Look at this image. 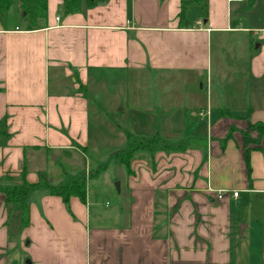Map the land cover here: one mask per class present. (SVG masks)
Listing matches in <instances>:
<instances>
[{
    "label": "crops",
    "instance_id": "1",
    "mask_svg": "<svg viewBox=\"0 0 264 264\" xmlns=\"http://www.w3.org/2000/svg\"><path fill=\"white\" fill-rule=\"evenodd\" d=\"M251 1L191 2L182 24L181 0H108L70 14L46 0L32 28L12 2L0 17V178L24 165L29 183L43 172L48 185L64 184L49 176L47 156L86 159L104 125L110 149L127 147L95 100L119 72L168 87L154 109L146 97L140 139L186 148L135 152L109 209L89 192L85 162V202L71 196L68 211L49 186L35 188L28 225L12 236L0 192V264H264V150L250 151L247 169L241 134L264 123V0Z\"/></svg>",
    "mask_w": 264,
    "mask_h": 264
},
{
    "label": "rangeland",
    "instance_id": "2",
    "mask_svg": "<svg viewBox=\"0 0 264 264\" xmlns=\"http://www.w3.org/2000/svg\"><path fill=\"white\" fill-rule=\"evenodd\" d=\"M253 43L256 44V42ZM109 79L113 80H110V83H107L103 86L99 99H96L94 93L92 92H89V97L95 98L98 104L100 103L99 108L104 112V118L111 121L114 127L123 132L127 139L131 138V136L139 139L146 137L144 131L146 129L144 126L145 122L142 121L148 109L146 97L148 99L154 100V102L151 104L154 109V107H157L155 104V99L153 98V96L156 94V90H163L164 88L168 87H162V83L159 82L146 83L145 72H133V74L131 72H119L111 75ZM170 82L175 85L173 80H170ZM232 84L236 85V83ZM193 85L195 84L183 83L180 85V88L190 89L193 87ZM210 87L211 86L207 82L205 85V90L208 96L211 95V91L209 92V90H212V88ZM183 100L184 99L182 98V102ZM216 100L217 98H215L214 101H211V106L216 107ZM207 107L209 106L207 105ZM91 123H95V120L91 119ZM0 127H2V125H0ZM103 127L104 128L101 130L103 134L99 138L100 144L95 148L94 152L88 153L86 159L77 155L78 158L75 160L76 163H73L74 161L68 162L64 160L66 156L65 153H63L59 158H55L57 156L55 154H49L47 156L46 171L48 172L49 176L54 178V183L57 184L60 181H67L69 175H73L84 170L86 162V168L88 170L90 166V179L87 180L88 188H90L89 192L91 195L98 194L100 196V201L98 202L101 207L103 209H109L113 207L115 201L118 198L115 183L122 179L123 172L125 171V168L118 164L119 159L117 156H115V153L127 147L119 144L116 145L114 149H110L109 146L112 144L111 142L113 140L115 141V139H113L112 136L109 137V134L113 135L114 131H112L110 128H107L105 125ZM245 131H247V133L251 136L252 130L249 129L248 125L245 130L241 131V134ZM262 137H264V135ZM262 137L259 138V144H257L259 147ZM2 140H5V137L0 133V143ZM118 149L119 151H117ZM138 151L145 154L147 153L149 157L153 155L147 151L137 150L135 152ZM102 165H105L106 168L102 171L99 170L98 173L100 175L97 174L98 176H91V174L94 173L93 170H97Z\"/></svg>",
    "mask_w": 264,
    "mask_h": 264
},
{
    "label": "trees",
    "instance_id": "3",
    "mask_svg": "<svg viewBox=\"0 0 264 264\" xmlns=\"http://www.w3.org/2000/svg\"><path fill=\"white\" fill-rule=\"evenodd\" d=\"M14 0H0V17L9 12L12 2ZM20 3L21 12H25V17L29 21V27H36L38 21L43 19L46 15V0H18ZM108 0H62L64 13L70 14L81 10L82 6H102L105 5ZM199 3L200 0H181L180 10L178 13L179 21L182 24L186 23L185 12L189 3ZM253 1L250 0L249 6ZM249 129L255 131L257 136L252 138L247 131L242 132L243 136V154L244 160L249 169V153L253 149H263L258 145L253 147L250 144H259V138L264 135V123L256 121L254 123H248ZM186 144L178 142L172 144L162 138H149L139 139L132 137L127 139V148L116 152L115 156L118 157L120 164L130 171V161L133 154L137 150L147 151L150 154H154L157 151L165 152H180L184 151ZM153 157V155H152ZM152 160V159H151ZM106 165V164H105ZM102 165V168H105ZM100 169V168H99ZM25 167L22 165V169L18 176L6 175L0 178V192L5 195V205L8 213V233L10 236L17 234L22 227L28 225V212L29 205L27 202V196L30 191L35 188L49 186L54 194L60 196L69 211V198L71 196L77 197L80 201L85 202L86 199V178L82 174L71 175L68 177L64 184L56 186L48 185L46 175L43 172H39V179L35 183H29L25 179ZM19 181H18V180Z\"/></svg>",
    "mask_w": 264,
    "mask_h": 264
},
{
    "label": "built area",
    "instance_id": "4",
    "mask_svg": "<svg viewBox=\"0 0 264 264\" xmlns=\"http://www.w3.org/2000/svg\"><path fill=\"white\" fill-rule=\"evenodd\" d=\"M225 192V191H224ZM222 193H223V191H219V193L216 195V197L218 198V199H220L221 197H222ZM232 195L233 196H237V191H232Z\"/></svg>",
    "mask_w": 264,
    "mask_h": 264
},
{
    "label": "water",
    "instance_id": "5",
    "mask_svg": "<svg viewBox=\"0 0 264 264\" xmlns=\"http://www.w3.org/2000/svg\"><path fill=\"white\" fill-rule=\"evenodd\" d=\"M22 15H25V12H22ZM115 185H116L117 192H119L120 183L116 182Z\"/></svg>",
    "mask_w": 264,
    "mask_h": 264
}]
</instances>
